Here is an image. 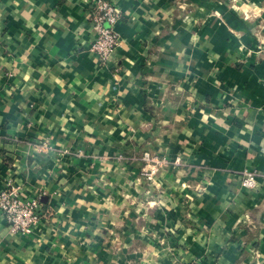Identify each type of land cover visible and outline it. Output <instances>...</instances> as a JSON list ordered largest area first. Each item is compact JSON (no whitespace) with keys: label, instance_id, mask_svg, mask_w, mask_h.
<instances>
[{"label":"crops","instance_id":"crops-1","mask_svg":"<svg viewBox=\"0 0 264 264\" xmlns=\"http://www.w3.org/2000/svg\"><path fill=\"white\" fill-rule=\"evenodd\" d=\"M87 1L0 0V189L50 212L0 264H264V0H109L105 65Z\"/></svg>","mask_w":264,"mask_h":264},{"label":"built area","instance_id":"built-area-1","mask_svg":"<svg viewBox=\"0 0 264 264\" xmlns=\"http://www.w3.org/2000/svg\"><path fill=\"white\" fill-rule=\"evenodd\" d=\"M89 15L92 23V39L89 51L93 53L101 64L112 60L114 50L122 45V39L113 24L120 17L118 7L109 0H88ZM39 151L41 146H35ZM131 158L141 162L140 174L148 182L154 181L159 168L165 162L149 150H143ZM179 163V158L175 160ZM242 187L253 190L257 185V175L250 170L243 171ZM21 188L11 179L0 189V213L5 218L11 233L30 234L50 212L42 208L37 196L25 195ZM183 264H204L199 260H192Z\"/></svg>","mask_w":264,"mask_h":264}]
</instances>
